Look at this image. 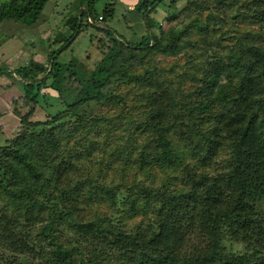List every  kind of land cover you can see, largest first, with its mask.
Returning a JSON list of instances; mask_svg holds the SVG:
<instances>
[{
    "label": "trees",
    "instance_id": "obj_1",
    "mask_svg": "<svg viewBox=\"0 0 264 264\" xmlns=\"http://www.w3.org/2000/svg\"><path fill=\"white\" fill-rule=\"evenodd\" d=\"M96 1L69 5L47 63L12 71L29 108L0 145L5 264H264V0H186L162 30L163 0H140L137 42ZM48 2L0 0V23ZM87 13L99 60L60 63ZM48 92L62 109L34 119Z\"/></svg>",
    "mask_w": 264,
    "mask_h": 264
},
{
    "label": "rangeland",
    "instance_id": "obj_2",
    "mask_svg": "<svg viewBox=\"0 0 264 264\" xmlns=\"http://www.w3.org/2000/svg\"><path fill=\"white\" fill-rule=\"evenodd\" d=\"M73 0H49L48 4L42 10L39 20L32 26L24 27L21 23L16 21H4L0 23V69L3 70L0 75V145H4L7 139H13L20 130L19 120L20 114H24L29 104L26 101L20 100V95L23 93L21 89L22 81L19 76L13 71L18 66L26 65L31 61H39L47 63L48 52L57 46L53 44L49 47V42L54 37V30L70 34V29H64L65 20L68 12L66 13L65 7L69 10L72 9L69 3ZM110 0H97L94 7L97 12L103 11L105 5ZM158 7L151 12L150 16L158 20H162V29H167L175 22L166 21V16L170 13H176L181 22L186 21L187 6L186 0H180L174 8H167L169 0H163ZM55 6L58 8L56 9ZM68 6V7H67ZM135 4L127 7L128 10L123 16L113 17L108 20V26L116 30L118 36L126 39L127 41L135 40L134 37L138 36L139 39L146 34L145 23L135 21L132 17L133 12L139 14L134 9ZM56 9V10H55ZM133 11V12H132ZM175 11V12H174ZM94 18V17H93ZM133 20V21H132ZM95 21V19H94ZM95 24H90L86 29L82 30L77 37L73 40L70 46L58 56L60 63H67L70 60H78L80 62L87 61L89 64L97 62L100 58V53L97 51L94 43L90 40V34L94 33ZM157 29V30H156ZM152 29L160 38L165 42L163 34L159 28ZM68 30V31H67ZM64 33V32H63ZM66 34V33H65ZM88 56V58H86ZM11 71V77L7 71ZM49 91V90H48ZM44 93L47 90L43 89ZM45 94L40 101L34 106V119H43L47 112L55 113L62 109L59 98L56 93ZM15 98V100H13ZM16 109V110H13ZM64 232L62 236H66ZM230 246L229 243L226 244ZM236 252H243L242 246H232ZM8 252H4L0 248V264L6 263V258L17 262L15 256H8ZM5 259V260H4ZM114 264V263H113Z\"/></svg>",
    "mask_w": 264,
    "mask_h": 264
},
{
    "label": "crops",
    "instance_id": "obj_3",
    "mask_svg": "<svg viewBox=\"0 0 264 264\" xmlns=\"http://www.w3.org/2000/svg\"><path fill=\"white\" fill-rule=\"evenodd\" d=\"M75 0H73V1H71L69 4H72L73 2H74ZM140 0H110L109 2H107L106 3V5H105V7H107L108 9H112V13H111V17H109V18H107V20H106V23L108 22V20L109 19H113V17L117 14V16H123L124 15V13H126L127 12V10H128V8L127 7H131V5H134V4H136L137 2H139ZM68 7V6H67ZM55 8L56 9H58L56 6H55ZM81 8H84L85 10H86V5L84 4V5H82L81 6ZM55 9V10H56ZM65 9H66V13L69 15V12H71V10L72 9H67L66 7H65ZM133 12V11H132ZM100 13V12H99ZM68 15L67 16H65V17H68ZM132 17L135 19V21H137V22H141L142 23V21H143V23H144V20H143V17H142V14L139 12V14H137V13H134L133 12V15H132ZM133 21V20H132ZM142 23V24H143ZM108 24V23H107ZM100 25V24H99ZM109 27V26H108ZM110 28V27H109ZM64 29H68L66 26H64ZM112 29V28H111ZM68 31V30H67ZM116 31V30H115ZM64 32V34L66 33V35H68L67 34V32L64 30L63 31ZM134 41H133V39L131 38V41L130 42H137V41H139L140 39L138 38V36H135L134 37Z\"/></svg>",
    "mask_w": 264,
    "mask_h": 264
},
{
    "label": "built area",
    "instance_id": "obj_4",
    "mask_svg": "<svg viewBox=\"0 0 264 264\" xmlns=\"http://www.w3.org/2000/svg\"><path fill=\"white\" fill-rule=\"evenodd\" d=\"M99 20H101L102 19V16H99V18H98ZM86 20L90 23V24H92L93 23V20L90 18V16L89 15H86Z\"/></svg>",
    "mask_w": 264,
    "mask_h": 264
},
{
    "label": "clouds",
    "instance_id": "obj_5",
    "mask_svg": "<svg viewBox=\"0 0 264 264\" xmlns=\"http://www.w3.org/2000/svg\"><path fill=\"white\" fill-rule=\"evenodd\" d=\"M86 15H88V13L86 14ZM99 18V17H98ZM101 20H99V19H97V21H93V23L92 24H101V22H100ZM13 75V74H12Z\"/></svg>",
    "mask_w": 264,
    "mask_h": 264
},
{
    "label": "water",
    "instance_id": "obj_6",
    "mask_svg": "<svg viewBox=\"0 0 264 264\" xmlns=\"http://www.w3.org/2000/svg\"><path fill=\"white\" fill-rule=\"evenodd\" d=\"M34 80H37V79H34Z\"/></svg>",
    "mask_w": 264,
    "mask_h": 264
}]
</instances>
